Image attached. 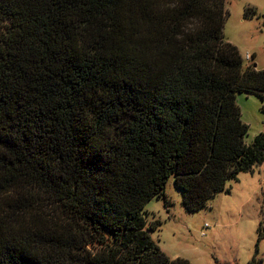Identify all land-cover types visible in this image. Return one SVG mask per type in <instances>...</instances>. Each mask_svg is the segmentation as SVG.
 <instances>
[{"label": "trees", "instance_id": "obj_1", "mask_svg": "<svg viewBox=\"0 0 264 264\" xmlns=\"http://www.w3.org/2000/svg\"><path fill=\"white\" fill-rule=\"evenodd\" d=\"M253 12V10H251ZM226 0H0V264H191L145 208L189 212L264 162L240 93L264 70Z\"/></svg>", "mask_w": 264, "mask_h": 264}, {"label": "rangeland", "instance_id": "obj_2", "mask_svg": "<svg viewBox=\"0 0 264 264\" xmlns=\"http://www.w3.org/2000/svg\"><path fill=\"white\" fill-rule=\"evenodd\" d=\"M226 8V40L239 49L243 67L264 70V0H226ZM237 104L249 127L245 142L252 145L264 132V100L240 93ZM165 195L168 204L164 197L154 198L145 217L149 224L160 222L151 236L171 259L191 264H264V162L228 181L199 211L186 210L174 177Z\"/></svg>", "mask_w": 264, "mask_h": 264}, {"label": "built area", "instance_id": "obj_3", "mask_svg": "<svg viewBox=\"0 0 264 264\" xmlns=\"http://www.w3.org/2000/svg\"><path fill=\"white\" fill-rule=\"evenodd\" d=\"M247 59L249 60L250 59V56H247Z\"/></svg>", "mask_w": 264, "mask_h": 264}]
</instances>
